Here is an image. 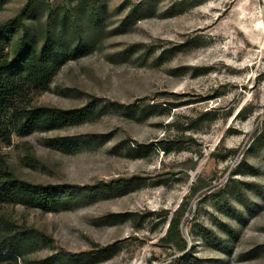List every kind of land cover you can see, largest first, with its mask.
<instances>
[{
	"label": "rangeland",
	"instance_id": "1",
	"mask_svg": "<svg viewBox=\"0 0 264 264\" xmlns=\"http://www.w3.org/2000/svg\"><path fill=\"white\" fill-rule=\"evenodd\" d=\"M88 1L104 31L33 99L84 114L0 142L14 179L84 197L0 204V264H264V0Z\"/></svg>",
	"mask_w": 264,
	"mask_h": 264
},
{
	"label": "trees",
	"instance_id": "2",
	"mask_svg": "<svg viewBox=\"0 0 264 264\" xmlns=\"http://www.w3.org/2000/svg\"><path fill=\"white\" fill-rule=\"evenodd\" d=\"M5 1L0 0V9ZM41 5L40 0H28L13 18L0 24V142L7 145L13 135L60 128L84 114L82 110L35 106L33 99L48 90L65 63L93 50L104 31L99 9L88 0L45 11H39ZM57 144L70 147L63 140ZM5 164L0 154V204H23L50 212L71 208L84 197L18 181ZM178 234V221L173 218L165 239L171 242Z\"/></svg>",
	"mask_w": 264,
	"mask_h": 264
}]
</instances>
